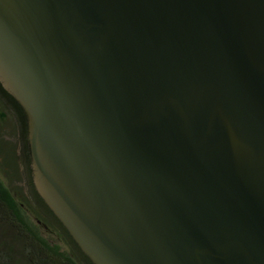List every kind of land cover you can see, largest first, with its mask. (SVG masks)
<instances>
[{
    "label": "water",
    "instance_id": "1",
    "mask_svg": "<svg viewBox=\"0 0 264 264\" xmlns=\"http://www.w3.org/2000/svg\"><path fill=\"white\" fill-rule=\"evenodd\" d=\"M0 86L92 264H264V0H0Z\"/></svg>",
    "mask_w": 264,
    "mask_h": 264
},
{
    "label": "trees",
    "instance_id": "2",
    "mask_svg": "<svg viewBox=\"0 0 264 264\" xmlns=\"http://www.w3.org/2000/svg\"><path fill=\"white\" fill-rule=\"evenodd\" d=\"M0 109L10 113L18 123L24 141L23 153L18 157L19 161L25 158L24 164H27L25 116L19 105L1 88ZM5 158L6 155L0 153V162ZM29 196L42 213L41 222L57 231L62 245L52 243L40 234L0 176V264H92L36 194L32 192Z\"/></svg>",
    "mask_w": 264,
    "mask_h": 264
},
{
    "label": "rangeland",
    "instance_id": "3",
    "mask_svg": "<svg viewBox=\"0 0 264 264\" xmlns=\"http://www.w3.org/2000/svg\"><path fill=\"white\" fill-rule=\"evenodd\" d=\"M17 131L14 117L8 114L6 110L0 109V153L5 154L6 158L0 162V176L4 183L9 186L14 197L25 210L30 221L37 227L40 234L52 243L62 245L57 231L41 222L39 217L42 214L33 205L26 189L23 179H21V167L19 164L18 153L15 150V141L8 139V136L15 138Z\"/></svg>",
    "mask_w": 264,
    "mask_h": 264
},
{
    "label": "flooded vegetation",
    "instance_id": "4",
    "mask_svg": "<svg viewBox=\"0 0 264 264\" xmlns=\"http://www.w3.org/2000/svg\"><path fill=\"white\" fill-rule=\"evenodd\" d=\"M0 88H1V86H0ZM21 112H22L23 117H24L25 114H24L23 110H21ZM15 113H16V111H15ZM25 120H26V116H25ZM26 129H27V123H26ZM15 135H16V137L13 138V140L15 141V145H16L15 146V150L18 153V156L21 157V154L23 153L24 141L21 139V130H20L19 126H18V123H17V131H16ZM26 145H27V150H28L27 151L28 162H27V164H24L25 163V158H23V160L19 161V164H20V167H21V179H23L22 181L24 183V187H25L28 195H29V193L33 192V193L36 194L38 199H40L39 196L37 195V193L35 191V188H34V185H33V172H32V168H31V158H30V150H29V145H28V140H27V134H26ZM29 190H30V192H29Z\"/></svg>",
    "mask_w": 264,
    "mask_h": 264
}]
</instances>
